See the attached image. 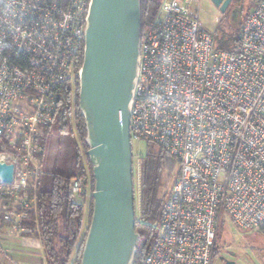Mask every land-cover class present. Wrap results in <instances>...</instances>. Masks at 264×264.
Masks as SVG:
<instances>
[{
  "label": "built area",
  "instance_id": "obj_1",
  "mask_svg": "<svg viewBox=\"0 0 264 264\" xmlns=\"http://www.w3.org/2000/svg\"><path fill=\"white\" fill-rule=\"evenodd\" d=\"M257 1L232 52L215 48L202 0H162L144 24L133 152L136 143L151 144L179 170L140 264H212L224 216L264 234V0ZM90 4L0 0V163L14 166L13 182L0 180L1 238L37 232L28 222L38 156L65 87L75 96ZM92 193L89 171L71 180L76 204Z\"/></svg>",
  "mask_w": 264,
  "mask_h": 264
},
{
  "label": "water",
  "instance_id": "obj_2",
  "mask_svg": "<svg viewBox=\"0 0 264 264\" xmlns=\"http://www.w3.org/2000/svg\"><path fill=\"white\" fill-rule=\"evenodd\" d=\"M233 0H211L225 14ZM142 0H91L79 74V111L85 120L94 178L93 212L81 264H135L134 153L130 124L141 53ZM233 12V20H237ZM14 166L0 163V180ZM232 264V263H227Z\"/></svg>",
  "mask_w": 264,
  "mask_h": 264
},
{
  "label": "trees",
  "instance_id": "obj_3",
  "mask_svg": "<svg viewBox=\"0 0 264 264\" xmlns=\"http://www.w3.org/2000/svg\"><path fill=\"white\" fill-rule=\"evenodd\" d=\"M162 0H142V29L147 20L158 16ZM251 14L245 16L241 27L234 26L233 16L225 25L222 17L219 28L212 34L215 48L222 51H234L238 45L241 28ZM84 62L82 49L79 68ZM79 77L76 80L74 100L71 89L65 87L54 123L46 131L43 152L38 156L42 173L38 177L35 196L36 209L30 214L28 225L36 230L34 238L40 240L45 250L48 264H69L76 249L82 243L81 233L84 223V207L72 201L70 182L73 178L86 176L88 171L94 178L92 166L86 156L88 147L85 120L79 111ZM56 128L58 133L52 134ZM145 155L140 156L139 203L140 220L136 232L140 234L135 264H140L142 257L154 245L155 239L151 225L158 221L165 202L162 204L160 191L165 173H173L177 162L161 149L156 150L146 144ZM86 158V163H85ZM178 176V175H177ZM92 199V198H91ZM93 212V199L89 207V225ZM83 241V240H82ZM84 242L79 246V253L72 264H81ZM216 248L214 256H219Z\"/></svg>",
  "mask_w": 264,
  "mask_h": 264
},
{
  "label": "rangeland",
  "instance_id": "obj_4",
  "mask_svg": "<svg viewBox=\"0 0 264 264\" xmlns=\"http://www.w3.org/2000/svg\"><path fill=\"white\" fill-rule=\"evenodd\" d=\"M257 4V0H233L228 8V11L223 14L220 13V10L211 2V0H202L201 21L203 25L211 32V34H213L219 28V24L216 21V17H218V15H221L223 24L227 25L230 22L229 19H231L233 16V12H237V20L233 21L234 26L241 27L245 16L252 12ZM57 133L58 131L54 127L52 129V134L56 135ZM146 150L147 147L145 143H136L134 145V184L136 192L137 221L140 220V156L145 155ZM156 150L158 149L156 148ZM178 170L179 167L177 165V168L173 173H165V176L163 178V187L161 188L159 197L162 200V204L167 201L168 194L177 179ZM91 200L92 199H88L86 204L83 205L84 223L80 243L85 242V238L89 228V207ZM82 243L79 245L80 247ZM79 246L76 249L69 264H72L76 259L77 254L79 253ZM216 248L219 250L220 255L214 256L212 264H264V234L249 232L240 229L228 216L223 217V220L221 221V224L219 226L215 249ZM0 263L8 264L2 252H0Z\"/></svg>",
  "mask_w": 264,
  "mask_h": 264
},
{
  "label": "crops",
  "instance_id": "obj_5",
  "mask_svg": "<svg viewBox=\"0 0 264 264\" xmlns=\"http://www.w3.org/2000/svg\"><path fill=\"white\" fill-rule=\"evenodd\" d=\"M0 252L4 254L8 264H48L43 244L36 238L0 237Z\"/></svg>",
  "mask_w": 264,
  "mask_h": 264
}]
</instances>
